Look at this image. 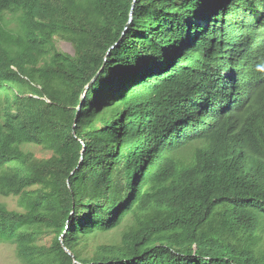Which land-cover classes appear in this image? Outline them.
<instances>
[{"label":"trees","instance_id":"obj_1","mask_svg":"<svg viewBox=\"0 0 264 264\" xmlns=\"http://www.w3.org/2000/svg\"><path fill=\"white\" fill-rule=\"evenodd\" d=\"M263 233L264 0H0V245L21 264H264Z\"/></svg>","mask_w":264,"mask_h":264},{"label":"rangeland","instance_id":"obj_2","mask_svg":"<svg viewBox=\"0 0 264 264\" xmlns=\"http://www.w3.org/2000/svg\"><path fill=\"white\" fill-rule=\"evenodd\" d=\"M56 44L61 51L74 55L75 52L74 46L70 41L57 39ZM106 112H109V114L107 115L108 117L105 120H101L99 118L98 123L94 126V128H98L103 124H105V122H109L113 120V116L110 115V109ZM240 119L242 121V117ZM208 143H209L208 139H197L191 141L186 146L172 153L171 158H173L176 161L179 169L191 166L195 162L197 151L206 148L208 146ZM35 152L38 155V157L49 156L48 154L43 153L39 149H35ZM1 200L5 201L11 209L18 208L17 198H13V197L7 199L1 198ZM131 223H132V217L130 216L126 218V220L118 228L106 234L97 235L90 241L89 249L90 250L95 249L96 247L102 244L105 245V244L118 243L121 239L122 233ZM263 237H264V233H263ZM261 249L264 250V244L261 246ZM0 264H21V262L17 260L14 245L5 244V243L0 245Z\"/></svg>","mask_w":264,"mask_h":264},{"label":"water","instance_id":"obj_3","mask_svg":"<svg viewBox=\"0 0 264 264\" xmlns=\"http://www.w3.org/2000/svg\"><path fill=\"white\" fill-rule=\"evenodd\" d=\"M132 20H133V9L131 10L130 20H129V22H128L126 28H125V31L128 29V26L131 24ZM96 78H97V76L93 79V81H92L90 84H88V85L85 87V90H84V92H83L82 99H81V104H80V106L78 107V110H77V113H76V120H77L78 115H79V112H80V110H81V106H82V103H83V101H84V97H85V95H86V92L88 91V89L90 88V86L92 85V83L95 81ZM61 241H62V243H63V240H61ZM64 249H65V251H66L68 254L72 255V253H71L66 247H64ZM76 263H77V262H76Z\"/></svg>","mask_w":264,"mask_h":264},{"label":"clouds","instance_id":"obj_4","mask_svg":"<svg viewBox=\"0 0 264 264\" xmlns=\"http://www.w3.org/2000/svg\"><path fill=\"white\" fill-rule=\"evenodd\" d=\"M244 118H245V116H243ZM77 261H75V263H76ZM78 263V262H77Z\"/></svg>","mask_w":264,"mask_h":264}]
</instances>
